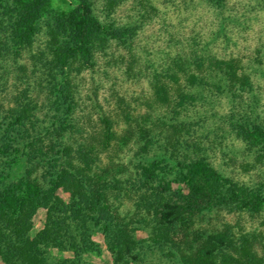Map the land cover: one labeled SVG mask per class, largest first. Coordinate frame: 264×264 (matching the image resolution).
<instances>
[{
	"label": "rangeland",
	"instance_id": "rangeland-1",
	"mask_svg": "<svg viewBox=\"0 0 264 264\" xmlns=\"http://www.w3.org/2000/svg\"><path fill=\"white\" fill-rule=\"evenodd\" d=\"M93 2L101 22L131 30L126 41H108L96 49L94 71L78 62L71 66L67 87L74 97V136L78 141L86 138L85 147L97 151L100 120L113 123L115 140L100 158L103 170L123 165L131 173L145 160L164 158L161 165L171 172L176 164L198 156L222 175L256 188L264 179L261 144L252 145L236 126L256 124L264 129V0ZM51 8L66 6L52 0ZM45 19L32 47L17 58L0 61V122H8L6 114L20 101L30 116L44 121L36 126V134L52 127L54 117H65L64 103L58 101L60 111L55 112L57 97L44 89L50 80L45 70L47 44L52 41L46 38L49 16ZM25 160L16 167L18 176L23 175ZM57 195L68 201L62 190ZM134 208L125 200L120 211L134 217ZM133 219L136 261L123 256L126 262H117L101 233L92 230L94 245L80 255L79 264H183L176 250L161 251L150 241L152 222ZM45 220L46 211L39 208L31 218V238L44 228ZM191 224L189 235H198L201 244L205 233L226 231L235 244L242 236H254V249L264 254V208L258 213L203 212ZM41 248L46 263L74 257L69 251ZM216 249L215 258L221 256ZM0 264L18 263L0 256Z\"/></svg>",
	"mask_w": 264,
	"mask_h": 264
},
{
	"label": "trees",
	"instance_id": "trees-1",
	"mask_svg": "<svg viewBox=\"0 0 264 264\" xmlns=\"http://www.w3.org/2000/svg\"><path fill=\"white\" fill-rule=\"evenodd\" d=\"M60 1L66 9L54 11L52 0H0V61L17 58L32 47L49 16L46 38L52 41L47 44L45 70L50 80L44 89L57 97L55 112L60 111L58 101L65 106L64 119L54 117V129L42 134L34 132L44 122L31 113L36 107L29 109L30 116L20 101L6 114L8 122H0V256L18 264H50L43 260L41 247H51L74 255L51 264H79L80 255L94 245L92 230H98L117 262H126L123 256L136 261L138 242L130 226L137 216L140 222L154 224L150 241L161 251L176 250L183 264H264V254L252 244L254 236H242L235 244L226 231L205 233L201 244L198 235H189L193 218L203 212H260L264 179L250 188L198 156L185 157L171 172L162 167L164 158L145 160L131 173L123 165L104 171L100 158L115 140L111 120H100L97 151L85 147V137L78 141L74 136V97L67 87L72 64L94 71L96 49L108 41H126L131 30L101 22L93 12V0ZM236 128L252 145L261 144L264 157V129L256 124ZM25 158L23 175L18 176L16 167ZM171 174L174 177L167 179ZM58 190L69 195L68 201L57 195ZM125 200L135 207L134 217L121 213ZM39 208L46 211L44 228L31 238V218ZM215 249L222 257H214Z\"/></svg>",
	"mask_w": 264,
	"mask_h": 264
}]
</instances>
